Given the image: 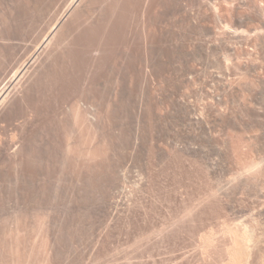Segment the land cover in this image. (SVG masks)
<instances>
[{
  "label": "rangeland",
  "instance_id": "1",
  "mask_svg": "<svg viewBox=\"0 0 264 264\" xmlns=\"http://www.w3.org/2000/svg\"><path fill=\"white\" fill-rule=\"evenodd\" d=\"M9 1L0 264H264V0Z\"/></svg>",
  "mask_w": 264,
  "mask_h": 264
},
{
  "label": "bare ground",
  "instance_id": "2",
  "mask_svg": "<svg viewBox=\"0 0 264 264\" xmlns=\"http://www.w3.org/2000/svg\"><path fill=\"white\" fill-rule=\"evenodd\" d=\"M8 1H9V0H8ZM18 1H19V0H18ZM37 1H38V0H37ZM39 1H40V0H39ZM60 1H61V0H60ZM9 2H10V1H9ZM24 2H26V1H24ZM53 2H54V0H53ZM15 3H16V2H15ZM18 3H19V2H18ZM40 3H42V2H40ZM43 3H44V2H43ZM47 3H48V2L46 1V5L48 6V4H49L50 2H49L48 4H47ZM55 3H56V2H55ZM30 4H31V3H30ZM38 4H39V3H37V6H38ZM57 4H58V3H57ZM57 4H55V5L57 6ZM31 5H32V4H31ZM35 5H36V4H35ZM43 5H44V4H43ZM46 5H45V6H46ZM55 5H54V6H55ZM114 5H116V4L114 3ZM25 6H26V5H24V7H25ZM28 6H29V5H28ZM33 6H34V5H33ZM45 6H44V7H45ZM18 7H19V6H18ZM116 7H117V6H116ZM21 8H22V6H21ZM32 8H33V7H32ZM37 8H38V7H37ZM41 8H42V7H41ZM46 8H48V7H46ZM54 8H55V7H54ZM107 8H108V7H107ZM109 8H110V7H109ZM25 9H26V8H25ZM29 9H31V8H29ZM77 9H78V8H77ZM19 10H20V8H19ZM23 10H24V8H23ZM26 10H27V9H26ZM33 10H36V9L34 8ZM39 10H40V9H39ZM43 10H44V9H43ZM48 10H49V9H48ZM51 10H52V9H51ZM45 11H46V10H45ZM45 11H43V12H45ZM26 12H27V11H26ZM40 12H41V14H42V11H40ZM80 12H81V11H80ZM104 12H105V11H104ZM106 12H107V11H106ZM110 12H112V11H110ZM19 13H20V12H19ZM45 13H46V12H45ZM50 13H51V12H50ZM108 13H109V12H108ZM31 14H32V13H31ZM43 14H44V13H43ZM54 14H55V13H54ZM27 15H28V14H27ZM75 15H78V13L75 14ZM32 16H33V15H32ZM54 16H55V15H54ZM73 17H74V16H73ZM75 17H76V16H75ZM38 18H39V16H38ZM78 18H80V17H78ZM0 19H1V18H0ZM4 19H5V18H4ZM33 19H34V18H33ZM45 19H46V18H45ZM72 19H74V18H72ZM75 20H76V19H75ZM37 21H38V20H37ZM38 22H39V21H38ZM78 22H79V20H78ZM78 22H76V23H78ZM3 23H4V21H3ZM80 24H82V23H80ZM3 25H4V24H3ZM77 25H78V24H77ZM89 25H90V24H89ZM97 26H98V25H97ZM99 26H100V25H99ZM66 27H69V26L67 25ZM79 27H80V26H79ZM89 28H90V27H89ZM94 28H95V27H94ZM102 28H103V27H102ZM81 30H82V29H81ZM86 30H87V29H86ZM93 30H94V29H93ZM97 30H98V29H97ZM89 31H90V30H89ZM93 32H94V31H93ZM108 32H109V31H108ZM21 33H22V32H21ZM26 33H27V32H26ZM84 33H85V32H84ZM89 33H91V32H89ZM4 34H5V33H4ZM58 34H59V33H58ZM112 34H113V33H112ZM21 35H22V34H21ZM59 35H60V34H59ZM3 36H4V35H3ZM7 36H8V35H7ZM7 36H6V37H7ZM90 36H91V35H90ZM60 37H61V36H60ZM110 37H111V36H110ZM110 37H109V38H110ZM61 38H63V37H61ZM74 38H75V37H74ZM81 38H82V37H81ZM113 38H114V37H113ZM0 39H1V38H0ZM85 39H86V38H85ZM111 39H112V38H111ZM108 40H109V39H108ZM108 40H107V41H108ZM112 40H113V39H112ZM118 40H119V39H118ZM6 41H7V40H6ZM9 41H10V40H9ZM14 41H15V39H14ZM115 41H117V40H115ZM58 42H59V41H58ZM84 42H86V41L84 40ZM113 42H114V41H113ZM113 42H112V43H113ZM72 43H73V42H72ZM97 43H98V42H97ZM110 43H111V42H110ZM86 44H88V42H87ZM93 44H94V43H93ZM93 44H92V45H93ZM77 45H78V44H77ZM82 45H83V44H82ZM88 45H89V44H88ZM70 46H71V45H70ZM73 46H74V45H73ZM80 46H81V45H80ZM98 46H99V45H98ZM111 46H112V44H111ZM81 47H82V46H81ZM91 47H92V46H91ZM109 47H110V46H109ZM83 48H84V47H83ZM95 48H96V46H95ZM98 48H99V47H98ZM69 49H70V48H68V50H69ZM78 49H79V48H78ZM66 50H67V49H66ZM72 50H73V49H72ZM86 50H88V49H86ZM84 51H85V50H83V52H84ZM106 51H107V49H106ZM74 52H76V51L74 50ZM80 52H81V51H80ZM108 53H109V52H108ZM75 54H76V53H75ZM81 54H82V53H81ZM67 56H68V55H67ZM70 56H71V54H70ZM68 57H69V56H68ZM78 57H79V55H78ZM83 57H84V56H83ZM86 58H87V56H86ZM86 58H85V59H86ZM79 60H80V59H79ZM86 60H87V59H86ZM81 62H82V61H81ZM81 62H80V63H81ZM87 64H88V63H87ZM82 66H83V65H82ZM85 66H86V65H85ZM64 69H66V68H64ZM61 70H62V69H61ZM68 71H69V70H68ZM56 72H57V71H56ZM58 72H59V71H58ZM60 72H62V71H60ZM63 73H64V71H63ZM79 73H80V72H79ZM57 74L60 75V73H57ZM66 75H68V74H66ZM78 77H80V76H78ZM71 78H72V77H71ZM52 79H53V78H52ZM92 79H93V78H92ZM92 79H91V81H92ZM94 79H95V78H94ZM39 80H40V79H39ZM58 80H59V79H58ZM40 81H41V80H40ZM61 81H62V80H61ZM91 81H90V82H91ZM38 82H39V81H38ZM71 82H72V81H71ZM92 82H93V81H92ZM94 82H95V81H94ZM51 83H52V82H51ZM53 83H54V82H53ZM73 83H74V82H73ZM79 83H80V81H79ZM33 84H34V83H33ZM91 84H92V83H91ZM44 85H45V84H44ZM46 85H47V84H46ZM49 85H50V83H49ZM51 85H52V84H51ZM74 85H76V84H74ZM56 86H57V85H56ZM56 86H55V87H56ZM60 86H61V85H60ZM67 86H68V85H67ZM70 86H71V85H70ZM76 86H77V85H76ZM79 86H80V85H79ZM74 87H75V86H74ZM33 88H34V87H33ZM37 88H38V87H37ZM37 88H36V89H37ZM40 88H41V87H40ZM58 88H60V87H58ZM67 88H68V87H67ZM70 89H73V88H70ZM75 89H77V87H76ZM50 90H51V89H50ZM62 90H63V89H62ZM28 91H29V90H28ZM32 91H33V89H32ZM39 91H40V90H39ZM44 91H45V90H44ZM59 91H60V89H59ZM59 91H58V92H59ZM75 91H76V90H75ZM29 92H30V91H29ZM35 92H36V91H35ZM37 92H38V91H37ZM62 92H63V91H62ZM67 92H68V91H67ZM69 92H70V91H69ZM80 92H81V91H80ZM0 93H1V92H0ZM55 93H56V92H55ZM74 93H75V92H74ZM81 93H82V92H81ZM26 94H27V92H26ZM40 94H41V93H40ZM44 94H45V92H44ZM46 94H47V93H46ZM46 94H45V95H46ZM60 94H61V93H60ZM60 94H59V95H60ZM62 94H63V93H62ZM41 95H42V94H41ZM74 95H75V94H74ZM74 95H73V96H74ZM78 95H79V94H78ZM50 96H51V95H50ZM53 96H55V95H53ZM61 96H62V95H61ZM66 96H67V95H66ZM71 96H72V95H70V97H71ZM73 96H72V97H73ZM30 97H31V96H30ZM59 97H60V96H59ZM67 97H68V96H67ZM70 97H68V98H70ZM72 97H71V98H72ZM74 97H75V96H74ZM5 98H6V97H5ZM25 98H26V97H25ZM55 98H57V96H56ZM61 98H62V97H61ZM27 99H28V98H27ZM40 99H41V98H40ZM51 99H52V98H51ZM66 99H67V98H66ZM13 100H14V99H13ZM32 100H33V99H32ZM5 101H6V100H5ZM27 101H28V100H27ZM36 101H37V100H36ZM36 101H35V102H36ZM56 101H57V100H56ZM12 102H13V101H12ZM14 102H15V101H14ZM46 102H47V101H46ZM0 103H2V100H1ZM19 104H20V103H19ZM29 104H30V103H29ZM42 105L44 106L45 104L43 103ZM76 105H77V104H76ZM19 106H20V105H19ZM33 106H34V105H33ZM0 107H1V106H0ZM15 107H16V106H15ZM30 107H31V105H30ZM45 107H46V106H45ZM8 108H9V107H8ZM39 108H41V107H39ZM29 109H30V108H29ZM16 110H17V109H16ZM31 110H32V109H31ZM34 110H35V109H34ZM38 110H39V109H38ZM43 111H45V110H43ZM10 112H11V111H10ZM29 112H30V111H29ZM32 112H33V111H32ZM76 113H77V112H76ZM1 114H2V113H1ZM23 114H25V113H23ZM35 114H37V113H35ZM42 115H43V114H42ZM45 115H46V114H45ZM19 116H20V115H19ZM24 116H25V115H24ZM26 116H27V114H26ZM30 116H31V115H30ZM38 116H39V115H38ZM17 117H18V116H17ZM33 117H34V116H33ZM43 117H44V116H43ZM9 118H10V117H9ZM28 118H29V117H28ZM41 118H42V116H41ZM41 118H40V119H41ZM44 118H45V117H44ZM33 119H35V118H33ZM33 119H32V121H33ZM5 121H6V119H5ZM29 121H30V120H29ZM48 121H49V120H48ZM10 122H11V121H10ZM14 122H15V121H14ZM8 123H9V122H8ZM21 123H22V122H21ZM31 123H32V122H31ZM46 123H47V122H46ZM5 124H7V122H6ZM9 125H10V124H9ZM22 125H23V124H22ZM43 125H44V124H43ZM12 126H13V125H12ZM13 127H14V126H13ZM19 128H20V127H19ZM13 129H14V128H13ZM15 129H16V128H15ZM0 130H1V129H0ZM35 130H36V129H35ZM5 131H6V130H5ZM12 131H13V130H12ZM10 134H11V133H10ZM34 134H35V133H34ZM2 135H3V134H2ZM17 135H18V134H17ZM12 137H13V136H12ZM2 138H3V137H2ZM8 138H9V137H8ZM11 140H14V139H11ZM11 145H12V144H11ZM28 156H29V155H28ZM28 162H29V161H28ZM32 166H33V165H32ZM32 166H31V167H32ZM32 170H33V169H32ZM32 170H30V172H31ZM33 172H34V171H33ZM27 173H28V172H27ZM39 174H40V173H39ZM30 175H31V174H30ZM36 175H37V174H36ZM37 176H38V175H37ZM0 251H1V250H0ZM33 251H34V250H33ZM35 251H36V250H35ZM35 251H34V252H35ZM9 256H10V255H9ZM15 259H16V258H15ZM16 262H17V260H16ZM24 264H25V263H24Z\"/></svg>",
  "mask_w": 264,
  "mask_h": 264
}]
</instances>
